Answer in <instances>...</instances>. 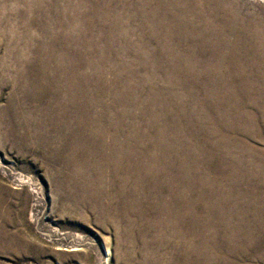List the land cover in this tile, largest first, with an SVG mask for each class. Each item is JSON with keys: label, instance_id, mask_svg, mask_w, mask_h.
<instances>
[{"label": "rangeland", "instance_id": "1", "mask_svg": "<svg viewBox=\"0 0 264 264\" xmlns=\"http://www.w3.org/2000/svg\"><path fill=\"white\" fill-rule=\"evenodd\" d=\"M224 1L242 15L264 20L262 0ZM156 5L157 0H0V264L174 260L177 240L164 230H151L154 212L131 220L111 196L117 189L106 185L107 175L94 168L91 178H84L81 170L99 160L104 142L154 136L147 95L152 85L165 86L170 67L160 61L162 49L152 26L158 18L168 26L175 16L167 13V18L166 9L157 11ZM125 84L137 96L123 95L126 103L115 96Z\"/></svg>", "mask_w": 264, "mask_h": 264}, {"label": "bare ground", "instance_id": "2", "mask_svg": "<svg viewBox=\"0 0 264 264\" xmlns=\"http://www.w3.org/2000/svg\"><path fill=\"white\" fill-rule=\"evenodd\" d=\"M157 1V11L175 16L168 26L159 18L152 26L162 49L160 61L170 67L165 86L152 85L147 95L154 136L104 142L99 160L81 169L84 178H91L94 168L107 175L106 185L117 189L111 196L131 220L146 211L156 214L151 230H164L177 240L169 264H264V20L242 15L224 0H201L203 5ZM123 95L137 98L126 84L115 94L126 103ZM117 131H122L120 123Z\"/></svg>", "mask_w": 264, "mask_h": 264}]
</instances>
